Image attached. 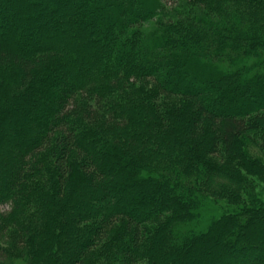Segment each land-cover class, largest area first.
<instances>
[{"label":"trees","instance_id":"16d2710c","mask_svg":"<svg viewBox=\"0 0 264 264\" xmlns=\"http://www.w3.org/2000/svg\"><path fill=\"white\" fill-rule=\"evenodd\" d=\"M262 186L264 0H0V264H264Z\"/></svg>","mask_w":264,"mask_h":264},{"label":"rangeland","instance_id":"374dc122","mask_svg":"<svg viewBox=\"0 0 264 264\" xmlns=\"http://www.w3.org/2000/svg\"><path fill=\"white\" fill-rule=\"evenodd\" d=\"M262 187L264 188V186H262ZM263 198H264V195H263ZM2 208L6 209L7 206H3ZM201 227H203V226L201 225ZM0 244L4 245V247H8L11 249L16 247L17 242H16V234L14 233V231L11 232V230H10L9 232L2 234L0 236Z\"/></svg>","mask_w":264,"mask_h":264}]
</instances>
